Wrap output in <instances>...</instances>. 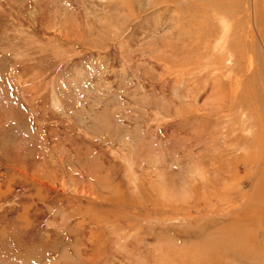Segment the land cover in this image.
<instances>
[{
  "label": "rangeland",
  "instance_id": "1",
  "mask_svg": "<svg viewBox=\"0 0 264 264\" xmlns=\"http://www.w3.org/2000/svg\"><path fill=\"white\" fill-rule=\"evenodd\" d=\"M251 3L0 0V264H264Z\"/></svg>",
  "mask_w": 264,
  "mask_h": 264
},
{
  "label": "bare ground",
  "instance_id": "2",
  "mask_svg": "<svg viewBox=\"0 0 264 264\" xmlns=\"http://www.w3.org/2000/svg\"><path fill=\"white\" fill-rule=\"evenodd\" d=\"M236 3H237V1L238 0H234ZM252 1V3H251V9H252V16H253V20L255 19V15L257 14V6H258V3H259V1H261V0H251ZM242 3V2H241ZM208 6V5H207ZM236 6H237V4H236ZM224 8H221L220 9V11L221 12H224ZM228 10H230V11H233V12H236V8H228ZM259 10V9H258ZM202 11V10H201ZM204 12V11H203ZM259 12V11H258ZM201 14H202V12H201ZM204 15H205V13H204ZM218 15H221V18L222 19H225L226 21H228L229 22V25L228 26H225V28H224V33H223V35H222V38H220V40L219 41H217L216 42V44H217V46L219 45V48L220 49H222V51H226L227 50V52H230L228 49H227V44H229V42H227V40H228V38H229V32H230V30H231V26L233 25V23L231 22V20H230V16H228V15H226V14H223V13H220V14H216V16H218ZM194 21V20H193ZM202 23H204V22H202ZM264 23V22H263ZM199 26V25H198ZM201 26L203 27V30L202 31H200V29H201ZM200 28H197L198 29V40L200 41V39H205L206 40V38L205 37H207V35H208V27L206 26V25H204V24H202V25H200L199 26ZM260 28L258 29V31H259V33L261 34V36H262V34L264 33V26H259ZM230 34H231V32H230ZM259 35V34H258ZM259 38H260V36H259ZM208 40V39H207ZM202 41V40H201ZM261 42H262V40H261ZM231 45V44H230ZM254 45V44H253ZM216 46V47H217ZM239 46V45H238ZM215 47V48H216ZM263 47H264V38H263ZM231 49V48H230ZM262 58V57H261ZM261 125V127L259 126V131H260V133L258 134V136H257V138H258V140H257V143H256V146H254L253 147V150H252V152L250 151V153H249V156H247V158H246V160H244V166L247 168L249 165V167H250V170H252V171H254L256 168H261V170H263V174L259 177V180H258V183H257V188L259 187V184H261V187L262 188H264V125H263V123L262 124H260ZM257 128V126L254 128V129H256ZM247 130H248V132H251L252 133V126H249L248 128H246ZM256 131H257V129H256ZM251 150V149H250ZM249 159V160H248ZM252 161V162H251ZM260 172V171H259ZM258 176V175H257ZM255 190V189H254ZM258 191H261V190H259L258 189ZM257 191V192H258ZM254 192V191H253ZM252 192V193H253ZM256 192V191H255ZM257 195H259V192L257 193ZM252 196V195H251ZM254 198H255V196H254ZM260 203H262V205L261 206H259L258 208H257V210H253V211H251V209L249 208L250 207V205H249V203H247V205L246 206H244L242 209H241V211L240 212H237L235 215H234V223H238V222H240V221H242V220H244V219H248L249 220V222H250V220H251V218L252 217H254V216H259V220L255 223L256 225L258 224V222L261 224L260 226H263L264 227V201L263 202H260ZM256 204V203H255ZM257 216V217H258ZM255 219V218H254ZM245 222V221H244ZM248 224V223H247ZM250 224H252V222H250ZM234 226V225H233ZM248 226H249V224H248ZM247 226V227H248ZM252 226H255L254 224H252ZM240 227V226H239ZM242 227V226H241ZM256 227V226H255ZM238 228V227H237ZM252 231V230H251ZM247 242H251V240H247ZM246 242V243H247ZM245 243V242H244ZM247 244H249V243H247ZM264 244V243H263ZM243 245H245V244H243ZM246 246V245H245ZM252 251V250H251ZM251 251L249 250V248L247 247L246 248V250H244V252H243V250H242V252L241 253H238V255H240V257H239V260L240 259H242V258H244V259H246V260H248V262H249V264L250 263H254L255 261L254 260H252V258L253 257H250L249 255H248V253H251ZM262 251L264 252V245H263V247H262ZM237 254V253H236ZM264 254V253H263ZM227 259L229 258V259H231V260H235L234 258L232 259L231 257H230V255L228 256L227 255V257H226ZM264 259V258H263ZM250 260V261H249ZM256 262H257V260H256Z\"/></svg>",
  "mask_w": 264,
  "mask_h": 264
}]
</instances>
